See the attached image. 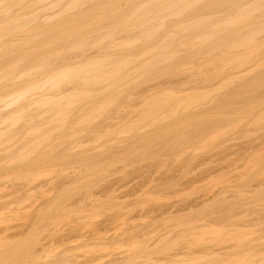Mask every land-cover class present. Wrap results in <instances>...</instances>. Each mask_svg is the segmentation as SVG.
<instances>
[{"label":"bare ground","instance_id":"6f19581e","mask_svg":"<svg viewBox=\"0 0 264 264\" xmlns=\"http://www.w3.org/2000/svg\"><path fill=\"white\" fill-rule=\"evenodd\" d=\"M164 75H169L171 77L170 81H172L170 82L167 79V81L164 80V82L161 80L163 81V88L161 87L159 91L157 90V88L161 86V81H159L156 84L159 86L154 85L148 88L151 93L148 91L149 93L145 92V94H143L145 99H143L144 105L142 108L150 97L152 102L148 100L149 102L146 103L147 107L139 111V113H142L139 115L137 114L139 116L138 122H143L145 120V125L147 124V127L150 123L153 129L150 127L149 129L152 132V130L156 129L158 126L154 125V127L153 123L159 124L160 122L163 126L162 121H165L166 117L168 118L166 115L164 116V120L159 112L167 114L168 111H170L176 114L179 112V109L183 107L181 112L184 109H186V111L191 109V112L187 111V115H190L189 119L187 117V121L185 120L187 115L181 117L183 120L176 117L173 118L172 121H174V119H179V121L188 122L190 130L193 131L192 134L188 135L190 133L188 131V136H183L181 132L185 129L178 132L179 126H183L181 125L182 122H178L177 120L174 121V123L177 122V124L170 122L171 119L169 118L172 115L170 112L168 113L169 122L167 123L165 121L167 124L164 122L166 125L163 126V128L160 126V129H168L166 135L169 138V132L173 133L176 130V134L181 133V136L180 134H175L176 138L179 136L178 144L180 146L186 143L192 144L189 147H195L194 150L192 147L194 156L199 153V157L196 155V161H199L198 159L202 155L201 153H204L205 147L206 149L207 147L211 148V144L214 147L218 138L222 139V135H224L223 139L227 138L228 140L227 136H231L232 134L230 132L228 135L226 132L230 129L239 127L241 122H246L248 126H246L245 123V127L246 129L248 127L249 130L251 126H257L259 128L257 130V138L259 135L263 137L256 138L257 140H255L256 142L259 141L258 143L261 145V147L258 144L255 145L256 147L253 146L256 155L250 152L254 151L253 147L249 149L253 143L250 142V146V143H247V137H245L246 141L243 140L244 137L242 140L239 139L248 144H244V150L243 145H241L243 142L240 143L234 133L233 136L238 141L234 142L235 138L232 136L234 139L230 137V142H232L233 139L234 143L230 144L226 140L230 144L228 146V143L224 142V139V146L220 145L224 147L222 150L227 148L228 151L229 149L226 156L224 154L226 151L223 152L221 150L222 152H220L221 147L218 146L220 149L217 151L220 155L222 154L221 162L223 164L225 161H228H224L225 158H229L230 163H237L241 157H245L248 153L256 157L253 158V156L248 155V157H251L250 159L253 158L256 161L260 156L258 159L263 160V162L260 160L259 164L253 159L252 161L249 159L251 162L245 159V162L242 158V161H240L241 164L245 162L246 165L247 163L249 165L254 162V166L251 164L246 167L245 165L244 167L248 170L245 168L243 170L241 164L240 167L236 164L238 165L237 170L240 171L233 170V173L227 175L229 176V178H227L229 182L227 183L224 181L227 176H225V178L223 177L222 180V176L219 178V174L221 171V174H223V170L225 172L228 170L226 169L229 166L228 162L224 164V169L220 168L223 170H218L219 174L218 171L215 173L217 170L216 167L218 168L223 164L220 163L219 159V161L216 162L217 157L213 160L215 155L212 156V153H208L209 148L207 149L206 153L208 155L211 154L212 157L207 154L205 155L208 156L209 160L213 163L207 160L212 163V167L211 169L209 167L210 170L205 167L206 170L203 171H208L210 172L209 174L213 173L215 179L211 177L212 179L206 178L205 180L204 177H201L203 175L200 173H204L203 171L200 172V170L203 169L201 162H199V166H196L199 167V169H196H198L200 173L192 170L194 172L192 174H199L200 178L203 180V182L200 181L203 183V187L207 185L206 187L210 186L211 188H207L206 190L208 191L206 193L203 192L204 194H199L200 196L197 197L196 194L199 192H196L198 191L196 188L199 189L202 184L198 187L197 185L199 182L195 179L197 180V182L195 181L197 184L195 183L196 186H194V179H192L193 181L191 180L192 182H190L195 187L193 188L195 191L194 194L196 193V198L192 199V202L190 201L189 207H187V205L185 207H161L160 212L155 214L156 217L170 216L171 218L176 217L177 220L178 217H180L179 213H193V217H196L198 213L203 215L204 212L207 211L204 217L201 216L202 218L198 214L199 216L196 220L199 222L195 220L197 224L195 221L191 220L190 226L193 222L195 225L192 224L193 227L189 226L191 229L189 230L191 231V238L193 242H195L194 244L198 246L194 245V247L191 240V245H186L188 248H184V246L178 251L176 250V252H174L175 250L171 253L169 252V254L172 257H179L202 253L204 254L202 257H205V254H207L208 256H212H209V258L214 257L217 259H224V257L225 259L228 257L232 259L233 256L235 258H242L252 254H254L253 257H255L256 254V257H261L263 255L262 257L264 258V208L255 207L260 200L256 201L257 198L255 199L253 196L256 192V195L262 196L261 198L260 196L256 197L262 199L261 202L263 201L264 193L260 192L261 190L262 192L264 191V181L263 183L259 181L260 183L257 182L258 184L254 181H257V179L259 180V178L256 177H259L261 174L263 175L260 176V180H264V168L262 167L263 170L260 168L264 166V164H261L264 163L262 155V152L264 153L262 150L264 148V129L263 132L262 130L260 131L261 128H264V0H0V153L3 151L6 152L8 148L10 150L12 143H17L19 141L23 143L26 142V140H30L29 143L22 147V150L19 148L21 152L19 150L18 152H20L21 155L19 154L20 157L18 158L30 156L33 152L39 151L38 149H40L41 146L47 145L52 138L55 139L52 135L56 136L55 131L57 132L58 129L62 131L65 125L68 126V124L71 123L72 114H74V116L76 115V118L79 115L80 117L76 119L78 122L73 120L71 124L75 126L73 123L77 122L79 125L78 127L82 126L85 128L87 127L85 125H92L94 121H96L95 118L98 113L101 115L102 112H105L116 103L115 101L117 98L123 95L126 97L130 95L131 93H126L128 86L133 89L137 86L136 82L140 80H142V82L149 79L155 80L156 78V80H158ZM180 76H182V78ZM174 77L180 78L176 79ZM195 77H197L196 79L198 80H196ZM200 77L205 83L202 81L201 83L199 82ZM217 78L218 81L216 82L222 84L221 86L218 84L219 87H216L217 83L215 80H217ZM190 79L194 80L191 82ZM212 79L214 81H212ZM182 80L188 83H193L196 80L195 82L197 83L198 81L201 84V88L204 85L203 88H206V90L199 93L198 91L201 89L200 84L197 83V85H199L197 87L194 83L195 85L192 84L193 87ZM206 81L211 84L213 83V85L208 84ZM221 81H224V84ZM142 82H140V84ZM166 82L167 84H165ZM206 83L207 86H205ZM214 83H216V85ZM175 84L178 87L180 86V88L177 89V86L175 88ZM186 84L188 86H185ZM189 86H192L190 87L191 89H188ZM212 86L216 87V89ZM195 87L197 88L194 90ZM208 88L213 89L208 90ZM187 89L191 90V94H194L190 95ZM192 89L194 92H192ZM196 90L198 91L196 92ZM157 91L160 93L158 94ZM162 91L165 93L167 91V95L163 94ZM154 92L159 95L157 98L153 97V95H155ZM181 93H187L189 95H180ZM147 94L151 96L148 95L149 97L147 96L146 100ZM89 99L96 101L95 103L89 102L87 104ZM184 99L185 101H183ZM82 104L85 105L84 108ZM79 105L80 107H78ZM87 106L89 109L86 110L85 108ZM65 107H82L81 109L83 110L77 109V113L75 114L74 112H76V110H66L64 109ZM163 110H165V112H163ZM240 111L242 113H240ZM255 111H257V113ZM254 112L259 114V116L252 119L251 116ZM156 114V118L158 119L159 117V122L157 121L155 123L157 120L155 118ZM235 114L241 118H237ZM256 114L253 115L255 116ZM100 115H98V117ZM233 115L235 117H233ZM219 116H221V118ZM152 117L156 120L154 119L153 121ZM160 117L163 118L162 121H160ZM247 117H249V119ZM69 119L71 120L68 121ZM243 119L246 121H241ZM136 120L135 122L138 123ZM146 120H152V122H146ZM184 122L183 124L186 123ZM178 123L180 125H178ZM45 125L48 129L49 125H51L52 129H55V131L52 132L54 134L45 132L48 131V129L45 130ZM136 125L137 126H134L133 124L131 125L132 127H130L132 129L133 127L134 129H138L137 127H139L140 123ZM145 125L144 127H146ZM172 126H174L175 130L169 129L173 128ZM186 126L184 127L189 129V127ZM260 126L262 127L260 128ZM252 127L250 131L252 135H256L255 129H257V127L253 129V131ZM41 128L45 131L43 132ZM131 128H129V130H131ZM213 128L217 131L214 132ZM209 129H213V131L209 133ZM238 132L239 131H237V133ZM253 132L256 134H253ZM137 133L134 134V141V138H136V140L140 139L139 136H141V138L147 136L146 132L140 135ZM215 133H217V135H215ZM39 134L41 135L39 136ZM147 134L148 139L151 138L149 132ZM25 135L26 138L28 135L35 137H32V140L35 141L32 143L31 137L26 139L24 138ZM136 135L138 138L135 137ZM166 135H164L165 138ZM241 136L240 134L239 138H241ZM147 137L145 139H147ZM253 138H255V136H252L249 141L252 140L253 142ZM57 139L58 136H56L55 140ZM199 141H205V143ZM206 143H210V146L209 144L206 146ZM225 143H227V147ZM202 144H204V149ZM217 145L218 144H216V147ZM172 146H174V143ZM241 148H243L244 151H242ZM174 150H176L175 147ZM179 150L176 152L178 153ZM213 151L214 154H217L215 150ZM241 151L243 156L240 157ZM257 151H260L259 155ZM8 152L10 153V151H7V153ZM172 152L174 151L172 150ZM219 154H217L218 158H220ZM8 157L11 159L14 156L8 155ZM205 157L203 154L202 158L206 160ZM14 159L17 158L14 157ZM11 160H13V158ZM195 160L193 159V165H195ZM203 161L204 160H202V162ZM214 162L215 165L217 163L221 165L219 164L213 167ZM240 162L238 161V163ZM256 163L259 164L260 167L258 165L256 167ZM203 165H206V162H203ZM207 165L209 164L207 163ZM236 165L232 164L231 166L230 164L232 167L231 169H234L233 166L235 167ZM200 166H202V168ZM236 168L237 167H235V169ZM240 168H242L247 176L251 172V178L249 177V179L255 176L254 178L256 180L254 179L252 183H256L257 185L252 186L251 190H254L255 188H252L259 185L258 187H262L258 190L260 191L259 194H257L258 191L255 190L252 192L251 196V190H248L250 188L247 186L250 181L245 177V173L242 175L241 172L243 171H241ZM255 168L258 170L256 171ZM250 169L255 171H251ZM236 171L240 172V174L238 173L240 177L237 175ZM255 172H257V176ZM226 173L228 174V171ZM215 174L219 176L216 177ZM232 174H235L236 177L238 176L239 180L246 178L244 181H240L241 185L244 184V186L240 187L239 183L232 184V179L233 182H239L234 180L236 178H232ZM216 178L225 182L226 185L232 184L231 186H234L235 184L236 189L235 186L230 188V190H235V192L229 191L227 186L228 189L225 188V183L218 181ZM213 179L214 181L212 182L211 180ZM246 181L248 183H246L245 186ZM210 182L212 185L207 184ZM45 183L39 184L40 186L38 187H41L40 189L44 187V189L48 187L53 189V186L58 185L51 181ZM204 184L206 185L204 186ZM251 184H249V187ZM218 185L224 186L223 188L225 189L220 190L221 186ZM218 187L220 188L212 190V188ZM244 187H247L246 193L250 191L248 195L244 192ZM36 189L38 188L36 187ZM16 190L15 192L18 193L21 189H18V191ZM236 190L243 191V193L239 191L240 193L237 195L242 196L245 193L246 196H238L242 201L252 200V205L250 201L249 205L256 209L259 208V210L255 208V210H251L253 208L244 207L246 202H244V206L240 205L241 203L243 204V202L240 203L239 201L241 199L236 197ZM110 191L112 192V190ZM248 196L249 198L251 197V199H248ZM236 198H238L239 201ZM254 199L256 204H253L255 202L253 201ZM259 202L258 205L264 204V201L262 203ZM200 210H202V212ZM255 214L257 216L253 217ZM249 229H252V231H250V234L246 235L247 232L249 233ZM98 230L103 232L102 227ZM99 231H96V233H102ZM126 231L128 232L124 233L123 231L125 235L121 233V238H126V235L127 238L141 237L142 232L137 226H133V228L131 227V229H127ZM66 234L70 235L69 233ZM143 235H145V233H143ZM204 235H207L206 237L209 239ZM256 235L258 237H256ZM117 236L120 235L118 234ZM195 237H197V239ZM202 237L204 240H202ZM248 237L252 240H249ZM247 239L251 243H249ZM243 242H245V244ZM200 243H202L201 246L199 245ZM147 249L145 254L150 255L151 250L150 248ZM126 254L112 255L110 261H105V257L101 256L100 258L103 260L99 262L120 264L127 258L131 256L134 257L131 252L127 254H131L129 255L130 257ZM46 257L47 256L43 257L42 255L13 257L12 255H2V253H0V264H50L51 261L48 262L50 258L47 260ZM98 260L99 259L94 260V264H97Z\"/></svg>","mask_w":264,"mask_h":264},{"label":"rangeland","instance_id":"374dc122","mask_svg":"<svg viewBox=\"0 0 264 264\" xmlns=\"http://www.w3.org/2000/svg\"><path fill=\"white\" fill-rule=\"evenodd\" d=\"M180 77L182 78V76ZM180 77H174V78L179 79ZM170 78L171 77L169 75H164L162 76V78H159L158 80H156L157 78L155 80L153 79L145 80L144 82L140 80L138 81L139 83L136 82L137 86H135L133 89L130 86H128L126 93H131L130 95H128L127 97L123 95L117 98V100L115 101L116 103H114L111 107H109L105 112H102L101 115L98 113V115L100 116L98 117L97 115V117L95 118L96 121H94L92 125L89 124L90 126L85 125L87 126L85 128L82 126L78 127L79 125L77 124L78 121L76 119L80 117L79 114H77L79 115L77 118L75 117L76 115L74 116V114H72L74 116L73 117L71 115L72 121H70L71 119L68 120L71 123L73 122V120L74 121L76 120L77 122L73 123L75 126L69 123L68 126L65 125L62 128L63 129L62 131L61 129H58L57 132L61 131L60 133H57L55 129H52L51 125H49V129L45 125L46 127L45 130L48 129V131H45V130L44 131L48 133H52L53 131H55V135L58 136V139L55 140L56 136L52 135L53 137H55V139L52 138V140H50V142L47 145L41 146L40 148L41 150L38 149L39 151L33 152L30 156H24L23 158H18L20 157L19 154L21 152L19 148L22 150V147L26 145L27 143H29L30 140L29 141L26 140V142H23V143H21L20 141L17 143L16 142L12 143L13 146L12 144L11 146L9 144L10 150L8 148L7 151H10V153L9 152L7 153V151L6 152L3 151L0 153V253H2V255L3 254L9 255V256L12 255L13 257L42 255L43 257L47 256L46 257L47 260L48 258H50L48 260V262L51 261L50 264H94L95 262L94 260L96 259H99L97 261V264H107L108 262H104V261H103L104 263H100L103 260V259L101 260L100 258L101 256L105 257L106 259L105 261H108V260L110 261L111 260L110 257H112V255H115V254L125 255L126 253L128 254V252H131L132 255H134V257L132 256L130 257L129 255L131 254L129 255L126 254L130 258H127L123 263H120V264H264V258L262 257L263 255L262 256L258 255L261 257H256V254H255V257H253L254 254H252L250 256L245 255L246 257L241 256L242 258H235L233 256L232 259L229 257L228 258L226 257L227 259H225V257L224 259H222L221 257H220L221 259L219 258L217 259L214 257L209 258L210 255L208 256L207 254H205V257H202L204 255L202 253H195V254H192L191 256H179V257H172L169 254V252L171 253L174 250H175L174 252H176V250L178 251L184 246H185L184 248H186L187 246L191 245L192 238L190 234L191 231H189L191 230L189 226H190L191 220L195 221L196 218L200 215V213H198L199 215L197 214L196 217L195 216L193 217V213L192 214L190 213L192 217L190 216L189 213H182V214L179 213L180 217H178V219L176 220V217L171 218L170 216H166V217L157 216L156 217L155 214L160 212V208L161 207L163 208L172 207V206L173 207H183V206L185 207L186 205L187 207H189L188 205L192 202V199L196 198L195 197L196 193L194 194L195 192L194 186H196L195 183L197 182V180L199 182L197 186L199 187L200 184H202V186L200 185L199 189L196 188L198 190L196 192L197 193L199 192L198 194H196V196L198 197L202 195L203 192L206 193L208 191L206 189L209 188L210 186L206 187L207 185L204 184V186L206 185L205 186L206 188L203 187V183L200 182V181L203 182V180L200 178V175L197 174L199 172L198 170L199 167H196V166H199V162L202 163L203 169L200 170V172H202L203 170H206L207 168L209 169V167L211 169L213 162L209 160L208 156L212 157L214 155L215 157H213V160L214 158L217 157L216 158L217 161L216 160L215 161L218 162L220 160V163L223 164L221 162L222 154L220 155L217 150L220 149L218 148V146L221 147L224 144V142L228 141L230 144H232L238 141L239 139L242 140L243 137H244L243 140L246 141L245 137H247L248 138L247 143L251 142L254 144V145L252 144L251 146V143H250L249 145L251 147H249V149L250 148L252 149L253 146L256 147L255 145L257 144L260 145L258 143L259 141L258 142L255 141L260 137L259 135V137L257 138L258 136L257 130L259 128L256 126L257 129H255L256 127H252L250 125L252 127V131L253 129H255V132L257 133L256 134L253 132V134H256V135H252V132L250 131L251 127H250V130L248 127L246 129L245 127L246 122L245 123L241 122L239 127L230 129L231 131L228 130V132H226L228 133V135L230 132L232 134L231 136H227L228 140L227 138L226 139L224 138L225 141L223 142L224 135H222V139L218 138V141L220 140L219 142L216 140L218 142V143L216 142V144H218L217 147L215 143H213L215 144L214 147L211 144L212 146L211 148H214V149L207 147V149L209 148L208 153H212L213 154L212 156L211 154L208 155L206 153L207 149L206 147L204 149L203 147L204 144H202L204 153H201L202 155L198 159L199 161H196L197 160V159L195 160V158H197L196 155H198L199 157V153L195 155L196 157L194 156L193 154L194 152L192 153V151L194 150L195 147L192 146L193 147V150H192V147H189L192 144L186 143L184 144L185 146L187 145L186 147L184 145H181L183 148V151H182L181 146L178 144L179 136L178 138L175 137L176 132L177 131L180 132V130H183V129H185L184 131L181 132L183 136H188L193 133V131L190 130V126H188V122H186L187 117L189 119V116H190V115H187V111L191 112V109L187 111L186 109H184L181 112V109H183L184 107L179 109V112L176 114H174L173 112L171 113L170 111L167 110L168 113L170 112L173 115V116L171 115L170 118H169L168 113L164 114L162 112H159L161 113L160 115L164 118V120H165L164 116L167 115L168 118L171 119L170 122L172 123H174V121L176 120L178 122L180 121L182 122L183 119L181 117L182 116L185 117V115H187L185 118L186 123L183 121L185 124H183L182 122L181 125L183 126L181 127L179 126V130L176 131L174 129V126H175L174 124H177V122L173 124L174 125L172 126L173 128H169V129L175 130L173 133L172 132L168 133L170 134L169 135L170 138L166 135L167 134L166 132L168 131V129L166 130L160 129V126H162V123L160 124L159 117L158 119L156 118L157 114L155 115V118L157 120L154 117H152V119L153 121L154 119L156 120L155 123L158 121L159 124L153 123V126L154 125L156 126L158 125V126L156 129L152 130L151 132L149 127L152 129L153 127L152 125L150 126V123H149V126L147 127V124L145 125V120L143 122L142 121L138 122V117H139L138 115L142 113V112L139 113V111L140 110L142 111L144 107H147L146 103H148L149 102L148 100L151 99L150 97L147 100V96L149 95L147 94L146 95L147 102H145V106L142 108V106L144 105L143 99H145L143 94H145V92H148L150 90V89L148 90V88L156 85L157 82L161 80L167 81V79L168 81H170ZM196 78L197 77H195V79ZM213 79H216V78H213ZM213 79L212 81H214ZM192 80L194 79H190L191 82ZM163 81H161V84H160L161 86L156 85V86H159L157 88L158 91L161 87L163 88L162 86ZM182 81L184 82L185 80H182ZM195 81L193 83H190V82L188 83L185 81V83H188V85H192L195 83L196 85L195 84L194 85L198 87L199 85H197V83L198 84L201 83L202 81L201 77L199 79L200 83L198 81L196 83ZM216 81H218V78L217 80H215V82ZM140 82L142 83L140 84ZM206 82L208 83V81ZM207 83L205 86H207ZM216 83L214 84L216 85ZM222 83L224 84V81ZM165 84H167V82ZM208 84L213 85V83L212 84L208 83ZM218 84L220 86L222 85L221 83H217L216 87L217 86L219 87ZM188 85L186 84L185 86H188ZM176 86L177 85L175 84L174 87L176 88ZM192 86H189L188 89H191L190 87ZM197 87H195L194 90ZM216 87H213V88L216 89ZM179 88L180 86L179 87L177 86V89ZM200 88H201V84H200ZM202 88L200 89L201 91L198 89L199 91L196 90V92L198 91L199 93H201V92H204V90H206V88H203V89ZM152 89H155V88H152ZM210 89L211 88H208V90ZM194 90L192 89V92H194ZM188 91L189 93L191 92V90H188ZM149 92L151 93V91ZM159 93L160 92H158V94ZM162 93L167 95V91L166 93L162 91ZM183 93H181L180 95L186 96L187 93L185 94ZM154 94L156 95V96L153 95L154 98H157L159 96L156 94V92H154ZM163 94L162 95L160 94V95L164 96ZM193 94L190 93V95H193ZM95 101L96 100L89 99L87 104L89 102L95 103ZM150 101L152 102V100ZM183 101H185V99ZM84 106L85 105H83L82 107L84 108ZM78 107H80V105ZM78 107L77 108L76 107H72V108L65 107L64 109L66 110L74 109L76 110V112H74L76 114L77 109L82 108V107L81 108H78ZM85 109L87 110L89 109V107L87 106ZM163 112H165V110H163ZM255 112L257 113V111ZM255 112L253 114H256ZM240 113L242 112L240 111ZM253 114L252 116L250 115L252 119H255L259 116V114H256L255 116ZM134 116L137 118H135ZM221 116L219 117L221 118ZM235 116L237 118H241V117H238L236 114ZM235 116L233 115V117ZM176 117L177 118L179 117V119L181 118L182 120L179 121V119H176V120L174 119V121H172L173 118H176ZM163 118L160 117L161 119L160 121H162ZM168 118L166 117V120H165L167 123L169 122ZM247 118L249 119V117ZM135 120L138 123H140L139 127L141 128L137 127L138 129H134L133 127L134 129L133 130L131 128L132 127L131 125L134 124V126H137L136 124H138L135 122ZM244 120L245 119L241 121H244ZM147 121L152 122V120H146V122ZM165 121H162L163 126L167 124ZM144 125L146 127H144ZM178 125L180 124L178 123ZM186 125L189 127V129H186L184 127ZM163 126L161 128H163ZM246 126H248L247 123H246ZM261 127L262 126H260V128ZM43 128H41L42 131H43ZM129 128H131V130H129ZM213 129H214V132L217 131L215 130V128ZM213 129L211 130L209 129L208 130L209 133L210 131H213ZM263 129L264 128H261L260 131L262 130L263 132ZM188 131L190 132L189 134H188ZM237 131L239 132L237 133ZM137 132L139 133V135L143 133L145 134L146 132L147 136H148L147 133L149 132V136L151 135V138L148 139V137L146 136L148 139L147 140L145 139L146 137L141 138V136H139L140 139L136 140V138H134L135 139L134 141L133 137H134V134ZM181 133H177L176 135L180 134L181 136ZM233 133L235 134V137L238 140H236V138L233 136ZM211 134H214V133H211ZM240 134L242 135L241 138H239ZM40 135L41 134H39V136ZM164 135H166V138ZM215 135H217V133H215ZM28 136L27 138L29 139L31 136L30 135ZM252 136H255V138H253V142L252 140L249 141ZM32 137H31V140H32ZM135 137H137V135ZM230 137H232L235 141L232 139V142H230L231 141ZM24 138H26V135ZM260 138H263V137H260ZM241 140H239V142L240 143L243 142L241 144L243 145V147L245 146L244 144L248 145L247 143ZM34 141L35 140H32V143ZM203 142L205 143V141ZM173 143H174V146H172ZM227 143H225L226 147H227ZM229 143H228V146L230 145ZM176 144L179 145L177 146L181 150H179L178 147L175 146ZM208 144L210 146V143ZM208 144L206 146H208ZM174 147L176 150H174ZM254 147H253V150L255 149ZM222 148L224 147H221L220 152L226 151V153H224L226 156L229 149L227 151V148L223 150ZM241 149L242 151H244L245 147H244V150L243 148ZM18 150L20 152H18ZM172 150L174 152H172ZM177 150H179L178 153L176 152ZM213 150H215V152H217V154L220 155V158H218L217 154H214ZM262 150L264 151V148ZM242 151H241L240 157L243 156ZM250 152L255 153L256 151L254 150L253 152L252 151ZM257 152H258L257 154L259 155L260 151H257ZM203 154H204V157L206 156L205 154L208 155L205 157L206 160L202 158ZM8 155L14 156L17 159H14V157H12L13 160H11L12 158L10 159ZM248 155L253 156V158H256L252 154L248 153ZM248 155L246 154L245 157H241V159L238 161L239 162L242 161V158L244 161L245 159L246 160L248 159V161L250 160L252 161L253 158L250 159L251 157H248ZM262 155L264 159L263 152H262ZM258 158H260V156ZM258 158L256 161L254 159L253 160L260 164L259 161L262 159L259 160ZM193 159L195 160V165H193L194 164ZM202 160H204L203 162H206V165H203ZM207 160H209L212 163L208 162ZM225 160H228V161H225ZM229 160H230L229 158L224 159L225 161L224 164H227L226 162H228L229 164V166L227 165L228 168H226L228 170L225 169L226 172L228 171V174L223 170L225 167L224 164L223 166L219 163L221 165L218 167L219 169L216 167L219 165L218 163L215 165V162H214L213 164V167H216L217 169L215 173H217L218 170L219 171L223 170V174H221L222 171L220 172V174L218 171V174L220 175L219 178H221L222 176V180H223V177L225 178V176L237 170L238 165L240 167L241 162L238 163L237 161V163L236 162L230 163ZM245 162H243L244 165L243 163L241 164V166H243L242 167L243 170L244 168L247 169L246 167L248 163L246 165ZM207 163L210 166L207 165ZM253 163H251L252 166H254ZM230 164L231 166L232 164L233 165L238 164V165L235 166L237 167L236 169L234 166H233L234 169H231L232 167L230 166ZM251 164H249L248 166H250ZM259 164L256 163V167L257 165L260 167ZM261 164L263 165L264 163H261ZM245 165L246 167H244ZM202 166L200 167L202 168ZM262 167L264 168V166H261L260 168ZM220 168H223V169H220ZM242 168H240L241 171H243ZM263 168L261 170H263ZM253 169H250V170L252 171ZM255 169L256 171L258 170L257 168ZM192 170L194 172L198 171L197 173H195L196 175L192 174L194 173ZM229 171H232V172H229ZM237 171H240V170H237ZM237 171L236 173L240 177L239 175L240 172H237ZM204 173H200V174L203 175L201 177H204L205 180L206 178H209V179L214 178L213 173L209 174L210 172L208 171L207 172L205 171ZM241 173L242 175H244L243 173L245 172L243 171ZM256 173L257 172H255V175ZM259 173H262V172H259ZM235 174L234 175L232 174L231 176L232 178H236L234 179L235 181H239V182L237 183L233 182V179H232V184L239 183L240 187L244 186V184L241 185V182H240L241 180L244 181V179L247 178V180L252 183V181L255 179L254 178L255 176H253L252 179H249V177L251 176V172L249 173L248 176L245 173L246 178L241 179V180H239L238 176L236 177ZM216 175L217 174H215V176ZM261 175H259V177H256V178H259V180L257 179V181H254V182L257 183L261 181L263 183L264 180L262 178H261L262 180H260ZM227 178H229V176H227L226 179L224 180L226 183L229 182L227 181ZM192 179H194V181ZM214 179L211 181L213 182ZM191 180L194 182L193 183L194 186L193 184H191L192 182ZM222 180L219 179L218 181L225 183ZM50 181L58 185L53 186L54 185L53 183L52 185L53 189L47 186L48 188L44 189L45 188L44 187L43 188L44 190L40 189L41 187H38L41 185V183L44 184L45 182H50ZM250 182L249 184H251ZM226 183H225V188L228 187L229 189L228 188L227 189L229 191H233L232 189L230 190V188L234 187L235 184L234 186H231L232 184L226 185ZM246 183L248 182L247 181L245 182V186H246ZM256 183L255 184L252 183L250 187L248 184L247 186L248 188H250L248 190H251L252 186H255L258 184ZM207 184L212 185L211 182ZM218 186H221V185H218ZM36 187L39 190L36 189ZM223 187L221 186V188L220 187L212 188V190L219 189V188L220 190L225 189ZM256 187H253L252 189L254 188L255 189L251 190V192L248 191L247 193H246L247 187L246 188L244 187L245 189L243 188L242 189L247 195L250 192L252 196L253 191L255 190L258 191L259 189L262 188V187H258V188ZM17 188L21 189L19 190L18 193L15 192ZM18 189L16 191H18ZM235 189H236V186H235ZM110 190H112V192ZM239 191L241 192L242 190H236L237 192L236 197L240 196V195H237L238 193H240ZM233 192H235V190ZM259 192L260 191H258L257 194H259ZM245 193L243 195H245ZM260 193H264V191L262 192L261 190ZM254 194L253 196L255 197V199L257 198L256 201L260 200V202L258 201L259 203H262L264 201V198H263V201L261 202L262 199H259L258 197H256V196H260V195H256V192ZM261 197L262 196H260V198ZM248 199H251V197L249 198L248 196ZM255 199L253 201H255ZM249 201L250 200L242 201L241 199L239 202L240 203L243 202V204L242 203L240 204L242 206H244V202H246L245 203L246 205L244 207L250 208L251 206L249 205ZM256 201L253 204H256ZM251 202L252 200L250 201V204L252 205ZM258 202H257V205L256 206L254 205V206L264 208V204L258 205ZM254 208L251 210L256 209ZM256 210H259V208ZM200 211L202 212V210ZM206 212H204V214L202 213L203 215H200V217L201 216L204 217L206 215L205 214ZM255 216L257 215L255 214L253 217ZM200 217H199V220H200ZM196 221L195 223L197 224V222L199 221L197 222ZM195 223L193 222L192 224L195 225ZM133 226L134 227L137 226V228L142 232L141 237L127 238V235H126V238H121L122 235H125L124 233L129 231V230L128 231L126 230L131 229V227L133 228ZM100 227H102L103 232L100 230L102 233L97 234L98 232L96 233V231H99L98 229ZM250 231H252V229H249V233L247 232L246 235L250 234ZM66 233H69L70 235ZM143 233H145V235H143ZM118 234L120 236H117ZM257 235L256 237H258ZM203 237H202V240H204ZM195 238L197 239V237ZM206 238L209 239L208 237ZM249 240H252V239H249ZM194 243L195 242L192 243L193 246L194 245L198 246ZM243 243L245 244V242ZM201 244L202 243H200L199 245L201 246ZM147 248H150L151 253L150 252L148 253H150L151 256L148 253H147L148 255L145 254L148 250ZM110 264H113V263H110Z\"/></svg>","mask_w":264,"mask_h":264}]
</instances>
